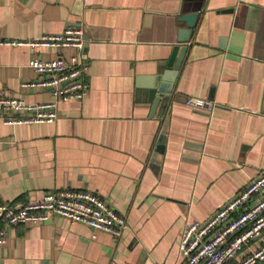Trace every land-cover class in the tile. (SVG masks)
<instances>
[{"label": "crops", "instance_id": "0c3cea01", "mask_svg": "<svg viewBox=\"0 0 264 264\" xmlns=\"http://www.w3.org/2000/svg\"><path fill=\"white\" fill-rule=\"evenodd\" d=\"M195 12L175 92L154 108L140 79L164 70L186 28L180 17ZM68 26L86 32L90 92L61 103L53 124L0 119V203L89 189L128 227L119 240L58 216L8 227L0 264H181L185 226L264 172V0H0L1 40ZM32 57L0 46V96L51 100L22 87L40 77Z\"/></svg>", "mask_w": 264, "mask_h": 264}, {"label": "built area", "instance_id": "2783aa9c", "mask_svg": "<svg viewBox=\"0 0 264 264\" xmlns=\"http://www.w3.org/2000/svg\"><path fill=\"white\" fill-rule=\"evenodd\" d=\"M0 46L23 47L33 53L31 67L39 78L22 87L50 94L47 102H28L24 97L0 96V119L8 126L53 124L63 102L82 100L90 92L86 58L88 39L84 29L68 26L61 33L37 39H0ZM40 49H69V58H42ZM195 107L200 100L189 99ZM58 216L86 224L119 240L128 221L100 194L89 189H63L43 193L24 204L0 203V245L7 241V228L45 223ZM181 264H264V172L205 221L189 222L180 241Z\"/></svg>", "mask_w": 264, "mask_h": 264}, {"label": "water", "instance_id": "95a60500", "mask_svg": "<svg viewBox=\"0 0 264 264\" xmlns=\"http://www.w3.org/2000/svg\"><path fill=\"white\" fill-rule=\"evenodd\" d=\"M199 13H187L180 17V22L186 23V28L180 30L178 44L174 46L169 60L162 72L156 76H150L140 79V87L147 89L148 101L152 102L154 108L160 103H166L175 92V84L182 65L183 55L187 51L191 39V34L196 26ZM167 125L164 126L163 133L160 137L162 143H165Z\"/></svg>", "mask_w": 264, "mask_h": 264}]
</instances>
